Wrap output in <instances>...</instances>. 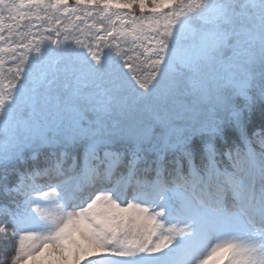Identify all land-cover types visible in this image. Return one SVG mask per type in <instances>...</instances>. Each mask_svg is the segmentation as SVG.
Masks as SVG:
<instances>
[{"label":"snow or ice","instance_id":"1","mask_svg":"<svg viewBox=\"0 0 264 264\" xmlns=\"http://www.w3.org/2000/svg\"><path fill=\"white\" fill-rule=\"evenodd\" d=\"M0 198V264H264V0H0Z\"/></svg>","mask_w":264,"mask_h":264},{"label":"trees","instance_id":"2","mask_svg":"<svg viewBox=\"0 0 264 264\" xmlns=\"http://www.w3.org/2000/svg\"><path fill=\"white\" fill-rule=\"evenodd\" d=\"M256 123H257V125H259V123H260V121H259V117L257 116V120H256ZM251 131H250V133H249V135L251 136ZM3 203H6V201L5 200H3L2 198H0V204H3ZM11 231V227L9 226V232ZM9 251L11 252L12 251V248L11 247H9Z\"/></svg>","mask_w":264,"mask_h":264},{"label":"rangeland","instance_id":"3","mask_svg":"<svg viewBox=\"0 0 264 264\" xmlns=\"http://www.w3.org/2000/svg\"><path fill=\"white\" fill-rule=\"evenodd\" d=\"M69 2L72 3V0H69ZM91 22H92V21H91V18H89V23H91ZM34 31H35V29H34ZM93 31H94V29H93ZM209 264H213V262L210 261Z\"/></svg>","mask_w":264,"mask_h":264}]
</instances>
